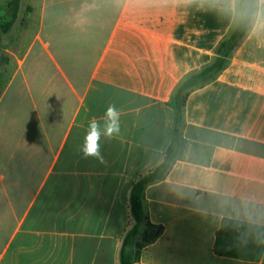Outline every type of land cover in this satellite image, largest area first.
<instances>
[{
    "label": "crops",
    "instance_id": "0c3cea01",
    "mask_svg": "<svg viewBox=\"0 0 264 264\" xmlns=\"http://www.w3.org/2000/svg\"><path fill=\"white\" fill-rule=\"evenodd\" d=\"M239 0H29L0 51V264H118L131 184L171 143L168 102L210 65ZM217 76L183 108V154L147 184L163 228L134 264H264L217 256L224 218L264 226V0ZM4 59V60H3ZM109 104L105 163L80 151Z\"/></svg>",
    "mask_w": 264,
    "mask_h": 264
},
{
    "label": "trees",
    "instance_id": "16d2710c",
    "mask_svg": "<svg viewBox=\"0 0 264 264\" xmlns=\"http://www.w3.org/2000/svg\"><path fill=\"white\" fill-rule=\"evenodd\" d=\"M21 0H0V40L7 34L17 20ZM5 5V9L2 7ZM258 7L257 0L238 1V20L216 49L214 61L202 70L190 74L172 94L168 106L174 112L172 138L162 163L154 170L140 175L130 186L128 197L131 226L122 237L118 264H134L140 259L142 248L155 241L163 228L150 223L142 209L144 187L152 182L162 180L172 163L180 157L185 149V141L180 130L184 123L183 108L188 93L213 80L224 67L227 58L238 46L251 28ZM29 7L25 13H28ZM4 45L0 42V51ZM213 252L217 256L237 260L257 262L264 253V226L224 218L216 232Z\"/></svg>",
    "mask_w": 264,
    "mask_h": 264
},
{
    "label": "clouds",
    "instance_id": "9594fccd",
    "mask_svg": "<svg viewBox=\"0 0 264 264\" xmlns=\"http://www.w3.org/2000/svg\"><path fill=\"white\" fill-rule=\"evenodd\" d=\"M121 112L114 104H109L100 118L93 117L88 121L86 133L80 151L84 158H95L105 163L101 142L112 139L120 133Z\"/></svg>",
    "mask_w": 264,
    "mask_h": 264
},
{
    "label": "rangeland",
    "instance_id": "374dc122",
    "mask_svg": "<svg viewBox=\"0 0 264 264\" xmlns=\"http://www.w3.org/2000/svg\"><path fill=\"white\" fill-rule=\"evenodd\" d=\"M28 5H29V0H21L19 14L16 22L14 23L11 30L7 34H3L1 36L0 42L5 47L10 45L14 41L16 36L19 34L20 30L24 28L25 17L27 14L25 13V11ZM2 7L5 9V5H3Z\"/></svg>",
    "mask_w": 264,
    "mask_h": 264
}]
</instances>
